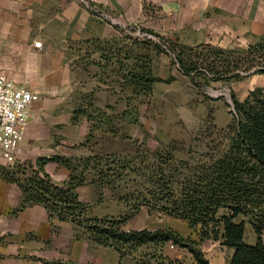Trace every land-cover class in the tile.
<instances>
[{
    "label": "rangeland",
    "instance_id": "374dc122",
    "mask_svg": "<svg viewBox=\"0 0 264 264\" xmlns=\"http://www.w3.org/2000/svg\"><path fill=\"white\" fill-rule=\"evenodd\" d=\"M219 5L222 3L206 5L198 0L145 2L129 5L126 14L95 5V12H104L105 18L121 29L122 34L116 38H123L126 43L134 37L147 36L153 40L149 51L157 81L152 92L136 94L134 87L126 82L124 71L120 72L113 65L110 68L108 60L114 64L116 57L102 58L103 49L100 46L88 48V45H83L79 48L76 45L69 55L71 65L80 66L82 70L87 69L88 63L98 65L101 70L105 65L106 76L112 81L117 72V92L121 95H111L116 104H103L98 99L99 95H94L95 92L86 93L83 90V77L76 78L67 67L58 69L56 75H59L54 82L32 88L39 93L37 104L45 109L35 119L34 132L40 137L39 141L27 156L19 153L12 160H0V164L13 167L17 161L65 157L70 160L71 166L51 161L60 169L52 176L63 181L76 172L74 167L79 172L82 163L89 157H101L95 171L108 176L105 183L87 182L77 188L79 196L83 188V195L91 198L88 201L90 214L98 217L124 215L144 197L154 202L153 190L158 186V178L165 181L171 178V192L178 196L187 183L196 178L201 166L212 162L213 155L217 157L230 142L235 119L231 92L244 100L256 87L264 88V74L252 71L238 82L212 81L207 86H200L204 78L198 76V81L194 83L175 61L168 48L170 45L181 50L203 46L229 50L246 48L249 43H255L258 37L264 36L242 33L241 24L247 21L241 23L232 19ZM143 28L151 29L155 34L146 33ZM100 81L107 83L101 76ZM184 109H188L186 114ZM58 111L60 115H65V121L56 122ZM179 113L186 118L180 117ZM95 171H85L89 181L94 179L92 173ZM27 172L31 174L32 168H28ZM109 179L110 182H106ZM238 219H245L246 238L254 242L255 232L249 217L239 216ZM123 228H172L184 237L193 238H198L199 233V228H192L187 220L148 204L141 205L139 212ZM75 229L77 237L87 238L83 230ZM220 244L212 238L202 243L210 264H228L230 252ZM157 249L154 245L134 248L125 257V264H132L134 258L143 259L147 264L160 263L156 257L150 258L154 253L159 254ZM182 250L184 258L174 257ZM182 250L167 246L164 253L178 259L181 264H196L192 255Z\"/></svg>",
    "mask_w": 264,
    "mask_h": 264
},
{
    "label": "trees",
    "instance_id": "16d2710c",
    "mask_svg": "<svg viewBox=\"0 0 264 264\" xmlns=\"http://www.w3.org/2000/svg\"><path fill=\"white\" fill-rule=\"evenodd\" d=\"M95 5L89 4L92 13H98L93 9ZM142 30L155 34L151 29ZM258 38L246 48L229 50L218 46L181 50L170 45L168 48L184 74L194 83L198 76L203 77L200 86H207L212 81H241L251 71L264 74V36ZM152 41L145 36L134 37L126 43L123 38L112 37L81 40L76 45L79 48L100 46L105 59L115 56L119 71H124V78L134 87V92L147 95L157 81L149 51ZM110 42L113 44L108 47ZM231 97L235 119L225 149L217 157L213 155L212 162L202 165L196 178L188 182L178 196L171 192V178L166 181L158 178V186L153 190L154 202L144 197L124 215L93 216L90 203L83 201L77 192V188L87 182L105 183L108 176L95 171L102 159L98 156L86 159L79 172L74 167L76 172L63 181L54 180L45 167L51 161L71 166L69 159L60 156L17 161L13 167L0 164V177L22 189L18 209L33 204L44 206L50 219L69 222L83 230L92 242L115 248L120 255V264L132 249L145 245L158 248L159 254L150 257L159 259L160 263L155 264H181L178 259L165 255L164 250L170 243L189 252L196 264H210L202 249V243L208 238L218 240L232 250L228 264H264V88L256 87L244 100H240L234 91ZM28 168H32L31 174H28ZM89 169L95 171L92 173L94 179L90 181L85 173ZM143 204L187 220L192 228H199L198 238L184 237L172 228L125 230V223ZM239 216L249 217L255 232L254 242L247 240L246 221L238 219ZM132 264H147V261L134 258Z\"/></svg>",
    "mask_w": 264,
    "mask_h": 264
},
{
    "label": "crops",
    "instance_id": "0c3cea01",
    "mask_svg": "<svg viewBox=\"0 0 264 264\" xmlns=\"http://www.w3.org/2000/svg\"><path fill=\"white\" fill-rule=\"evenodd\" d=\"M199 1L206 5L222 3L219 8L228 12L232 19L241 23L247 21L241 24L242 33L250 32L255 37L264 34V0ZM91 2L101 4L107 10L125 12L129 5L166 3L168 0H0V69L17 83L32 89L39 84L54 82L59 75H56L58 69L67 67L76 78L83 77L86 93L95 92L103 104H116L111 95H121L117 92V72L111 76L112 81L106 76L105 65L101 70L98 65L88 63L86 71L71 65L69 55L77 41L107 39L122 34L120 28L105 18L104 12H91L88 6ZM35 40L42 41L43 47H34ZM108 63L110 68L112 65L118 68L116 61L112 64L108 60ZM100 76L107 83L100 81ZM44 110L37 101L34 103L19 153L27 156L39 141L40 137L34 132L35 119ZM186 111L188 109H184L185 114ZM179 114L186 118L183 113ZM56 115V122H61L65 116L59 111ZM58 168L50 162L46 170L52 176L56 170L60 171ZM81 190L80 198L90 201L91 198L83 195ZM21 199L22 189L0 177V264H120V255L115 248L77 237L73 224L50 219L46 208L40 204L18 209ZM228 250L232 255V250ZM183 252L174 257L184 258Z\"/></svg>",
    "mask_w": 264,
    "mask_h": 264
},
{
    "label": "built area",
    "instance_id": "2783aa9c",
    "mask_svg": "<svg viewBox=\"0 0 264 264\" xmlns=\"http://www.w3.org/2000/svg\"><path fill=\"white\" fill-rule=\"evenodd\" d=\"M34 47L43 42L35 40ZM39 99L38 91L17 83L0 69V160H12L21 151L32 108ZM170 248H175L173 243Z\"/></svg>",
    "mask_w": 264,
    "mask_h": 264
}]
</instances>
